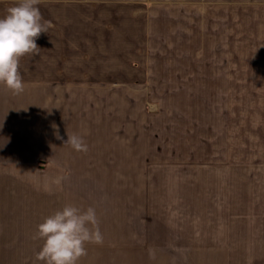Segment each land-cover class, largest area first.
<instances>
[{
	"label": "crops",
	"instance_id": "obj_1",
	"mask_svg": "<svg viewBox=\"0 0 264 264\" xmlns=\"http://www.w3.org/2000/svg\"><path fill=\"white\" fill-rule=\"evenodd\" d=\"M97 17L83 19L94 21L83 34L97 37L104 29V36H112L111 25ZM71 20L68 12L47 15L46 56L27 54L19 61L23 93L14 95L0 85V264H43L36 259L42 243L34 238L36 225L68 203L94 207L103 234L102 244L85 245L87 255L78 264L239 260L229 243L215 246L216 236H229L230 222L183 219L201 195L224 207L230 190L229 157L194 152L188 118L197 114L167 108L172 99L193 93L168 86L192 84L198 72L190 63L180 69L150 55L131 65L119 49L72 57ZM155 102L153 112L148 107ZM259 114L242 110V264H264ZM56 129L63 139L56 138ZM72 134L83 136L87 152L63 144Z\"/></svg>",
	"mask_w": 264,
	"mask_h": 264
},
{
	"label": "rangeland",
	"instance_id": "obj_2",
	"mask_svg": "<svg viewBox=\"0 0 264 264\" xmlns=\"http://www.w3.org/2000/svg\"><path fill=\"white\" fill-rule=\"evenodd\" d=\"M14 2L0 0V12ZM38 7L43 21L52 12L70 13L72 57L96 49L106 56L119 49L135 66L148 55L180 69L193 65L198 74L192 84L168 86L192 90L190 98L172 99L167 108L197 114L188 118L193 120L194 152L209 159L229 157L230 190L224 207L201 195L197 208L183 219L230 222L229 236H216L215 246L229 243L230 254L239 259L231 264H242V110H256L264 121V0H41ZM96 15L103 18L99 23L111 25L112 36H104V29L97 37L83 34L94 24L83 19ZM47 39L41 33L40 55L46 56ZM180 69L170 71L180 75ZM148 108L155 112L158 104Z\"/></svg>",
	"mask_w": 264,
	"mask_h": 264
},
{
	"label": "clouds",
	"instance_id": "obj_3",
	"mask_svg": "<svg viewBox=\"0 0 264 264\" xmlns=\"http://www.w3.org/2000/svg\"><path fill=\"white\" fill-rule=\"evenodd\" d=\"M40 3L41 0H15L0 17V85L14 95L25 90L19 71L20 58L39 54L36 39L51 26V22L43 21ZM54 134L57 139H63L58 129ZM65 143L78 152L88 150L81 135H68ZM61 179L64 177L58 178L56 183L60 184ZM34 238L42 241L36 259L43 264H78L79 259L87 255L86 244L103 243L96 209L71 203L42 217Z\"/></svg>",
	"mask_w": 264,
	"mask_h": 264
}]
</instances>
